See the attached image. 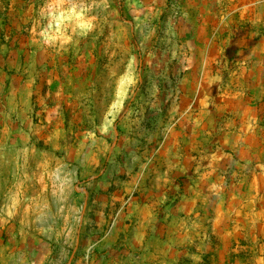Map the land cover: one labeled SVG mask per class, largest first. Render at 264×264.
<instances>
[{"label": "rangeland", "instance_id": "374dc122", "mask_svg": "<svg viewBox=\"0 0 264 264\" xmlns=\"http://www.w3.org/2000/svg\"><path fill=\"white\" fill-rule=\"evenodd\" d=\"M0 264H264V0H0Z\"/></svg>", "mask_w": 264, "mask_h": 264}]
</instances>
